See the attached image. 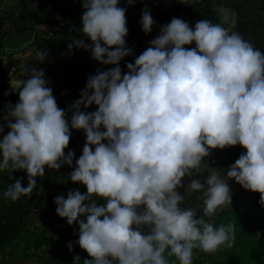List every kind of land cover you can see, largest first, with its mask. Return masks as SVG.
<instances>
[{"label":"clouds","instance_id":"obj_1","mask_svg":"<svg viewBox=\"0 0 264 264\" xmlns=\"http://www.w3.org/2000/svg\"><path fill=\"white\" fill-rule=\"evenodd\" d=\"M119 2L80 0L83 38L68 52L83 49L97 63L116 66L88 76L69 109L58 106L42 69L10 83L19 99L0 110V133L8 129L0 136V172H25L27 186L16 178L3 195L30 197L46 168L72 167L75 154L65 149L71 130L82 131V154L68 178L86 191L69 190L54 203L58 217L78 226L76 244L90 257L83 264H170L168 257L192 264L193 249L211 253L234 244L233 224L217 228L205 219L231 205L229 180L259 193L264 207V53L221 23L200 19L190 27L174 17L122 72L119 62L132 49ZM139 23L145 34L152 31L147 7ZM47 55L37 53L40 63ZM93 104L95 111L81 110ZM236 145L246 151L224 175L187 184L188 194L202 193L203 214L181 208L183 179L202 175L212 149Z\"/></svg>","mask_w":264,"mask_h":264},{"label":"trees","instance_id":"obj_2","mask_svg":"<svg viewBox=\"0 0 264 264\" xmlns=\"http://www.w3.org/2000/svg\"><path fill=\"white\" fill-rule=\"evenodd\" d=\"M181 10H186V8L177 5L176 10L172 13H160L157 10L153 11L150 7V11L153 14H157L158 21H156L160 25L169 23L174 17L178 18V13ZM141 12L142 9L137 8L132 19H126L128 35L125 39L127 47L132 49V54L120 60L119 67L122 72L127 71L125 67L127 63L134 62V59L146 49V42L151 41L159 34L158 29L152 28V31L148 34L141 30L139 23ZM82 13L83 8H80L73 16L69 17L68 21H66V29L62 33L52 37L39 34L41 50L48 53L44 62L38 64V66L25 62L28 65L29 73L33 67L43 70L46 79L50 81L48 86L52 89L58 106L65 110L69 109L79 99L80 92L84 89L88 76L96 74L97 70L107 71L116 66L97 63L91 59V53L83 49H73L70 53L68 52L67 45L69 43L77 38H83L80 36V32L77 31L80 28ZM156 25L155 23L154 26ZM86 43H90V41L86 40ZM12 65L14 64L6 65L3 76H5ZM18 99V95L13 97V100L17 102ZM81 110L92 112L96 110V106L93 104L87 109L82 106ZM71 115V111H68L67 116L69 119ZM85 140L86 137L82 131L71 130L70 142L66 149L84 145ZM16 178H19V174L16 171L12 173H10V170L0 172V252H5L8 247L10 249L13 246L12 242L24 236L22 228L29 219L30 211L34 207L33 200L38 195V186L36 184L30 197L21 196L16 201L5 198L4 192L10 184L15 182ZM23 186L26 187L27 184H23ZM259 200V193L245 189L236 192L229 209L215 216L211 223L218 228L220 225L227 227L229 224L234 225L240 222L245 227V231L238 232L235 229V241L230 249H225L226 245H222L220 248L223 249L220 253L212 255L206 260H192V264H264V242L251 240L249 236L257 232L264 236V207L260 205ZM56 219V224L65 221L60 220L57 216ZM47 232L49 233L48 235H46ZM66 232L69 231H61L60 229L51 231V223H44L43 231L31 240L36 247L41 244H46L47 247L50 246L48 254L39 264H83L84 259L90 258L76 244L78 240L77 233H73V247L69 251L67 236L64 234ZM54 234L57 237L55 243L52 244ZM28 241L30 242V240ZM5 264L12 263L6 262Z\"/></svg>","mask_w":264,"mask_h":264},{"label":"rangeland","instance_id":"obj_3","mask_svg":"<svg viewBox=\"0 0 264 264\" xmlns=\"http://www.w3.org/2000/svg\"><path fill=\"white\" fill-rule=\"evenodd\" d=\"M151 1V0H149ZM152 2V1H151ZM154 2V1H153ZM141 8L142 7H137ZM176 10V9H175ZM158 11V10H157ZM160 13H168V12H161ZM172 13V12H169ZM151 15L153 19L158 21L157 14H153L151 12ZM49 18H45L43 20H46ZM200 19L208 20L206 16H201ZM42 20V21H43ZM56 20H62V21H68V19L65 16H61ZM156 21V24H157ZM153 29H158L156 26L153 27ZM149 42V41H148ZM146 42V43H148ZM149 47V44H147L146 48ZM82 148L83 145H80L73 149H65V153H67L69 150L74 152V158L72 167H69L67 165L62 166L58 171L51 170V169H45V175L43 178H37V186H38V195L33 200V206L30 214L29 219L25 222L22 230L24 236H20L21 238L19 240H15L12 242V247L9 249L6 248L5 252H0V264H5L6 262H10L12 264H39L41 260L45 258V256L48 254V250L50 249V246L47 247L46 244H41L39 246H35L31 240L40 234L43 231V225L45 222L51 223V231H56V229L68 230L69 232H66L68 243L74 242L73 233H77L75 231H78V226L73 224L72 226H69L68 224L63 225V223H67L66 219L60 223H55L56 219V205L54 203V198L57 195H62L66 198L67 192L69 190H79L81 193H84L86 191L85 186L79 184V183H72L69 178L68 174L73 170L75 167V160L79 158V156L82 154ZM246 150L243 149L241 146L236 145L232 147H226L224 149H212L211 154L206 157L201 164L200 171L202 172V175L199 173H194L193 177H185L183 179V184L185 187L178 188L177 191L185 196L184 202L180 205L181 208L189 207V208H195L198 212V214H203L204 204L202 202V193L201 192H194L192 194H188L186 192L187 184L190 182L191 179H199L202 183H205L206 178L209 174L215 173L220 171L221 175H224V171L233 164L236 159L239 158L241 154H243ZM19 174V178L22 179L23 184H27V176L26 174H23V171H16ZM228 184L230 185L231 195L232 199H234V194L238 191L243 190V188L235 182V180H229ZM233 202V201H232ZM231 202V204H232ZM98 204L103 203L101 200H97ZM231 206V205H230ZM230 206H224L222 211H218L215 215L212 217H205V219L212 220L215 216L221 214L224 211H227ZM143 207V206H141ZM55 215V216H53ZM58 217V216H57ZM47 218V219H46ZM235 229L239 231H245V227L240 224V222H237L234 224ZM147 231V229H145ZM49 233L47 232L46 235ZM22 235V233H21ZM251 240L258 241L257 238H255V234L249 235ZM56 234H54L52 238V244L55 243ZM30 240V242L28 241ZM261 241L264 242V236L260 235ZM223 248H218L215 252H204L199 248L193 249V260L195 259H201L206 260L212 255H216L222 251ZM225 249H230V247H225ZM166 255V254H165ZM170 264L171 262H175V264H178V261H176L175 257H168Z\"/></svg>","mask_w":264,"mask_h":264},{"label":"crops","instance_id":"obj_4","mask_svg":"<svg viewBox=\"0 0 264 264\" xmlns=\"http://www.w3.org/2000/svg\"><path fill=\"white\" fill-rule=\"evenodd\" d=\"M141 1V0H139ZM152 2L156 0H151ZM177 5L184 6L188 11H196L201 16H206L212 23H221L229 33H238L255 48L264 53V0H174ZM0 0V78L3 76L8 64H20L30 62L38 66L40 60L38 52H43L39 44L37 33L34 43L27 50L7 54L4 52L2 39L8 32H23L34 30V24L45 18L58 19L65 16L67 19L82 8L80 0ZM119 7L126 8V19H132L137 9L134 5H127L126 0H120ZM229 17L223 22V16ZM51 15V16H50ZM234 21V22H233ZM160 24L157 23L158 31ZM148 43H146L147 46ZM185 47H195V44ZM44 62V61H43ZM13 81V80H12ZM11 81V82H12ZM13 102L0 100V110ZM0 114H3L0 111ZM0 123H3L0 121ZM7 127H4L0 136L6 135ZM2 255V254H1ZM0 255V257H1Z\"/></svg>","mask_w":264,"mask_h":264},{"label":"built area","instance_id":"obj_5","mask_svg":"<svg viewBox=\"0 0 264 264\" xmlns=\"http://www.w3.org/2000/svg\"><path fill=\"white\" fill-rule=\"evenodd\" d=\"M157 10L161 12H174L177 3L174 0H156ZM151 1L149 0H135L133 3L136 7H142L143 9L147 7L150 10ZM66 29V21L62 20H50L46 19L34 24V30L46 37H52L56 34L64 32ZM28 65L24 63L14 64L9 68L7 77L0 78V100L5 102L17 103L16 100H13V97L17 94L13 91L10 83L12 80L17 79H27L28 75Z\"/></svg>","mask_w":264,"mask_h":264},{"label":"water","instance_id":"obj_6","mask_svg":"<svg viewBox=\"0 0 264 264\" xmlns=\"http://www.w3.org/2000/svg\"><path fill=\"white\" fill-rule=\"evenodd\" d=\"M151 9L157 10V2L151 3ZM51 16V15H50ZM178 18H181L189 23L190 27H194L195 23L200 20V14L196 11L181 10L178 13ZM37 32L33 29H28L23 32L15 33L8 32L2 39L4 52L7 54L27 50L34 43ZM23 174H26L23 172ZM67 223H63L65 226Z\"/></svg>","mask_w":264,"mask_h":264}]
</instances>
